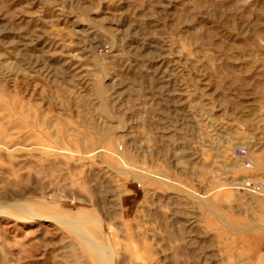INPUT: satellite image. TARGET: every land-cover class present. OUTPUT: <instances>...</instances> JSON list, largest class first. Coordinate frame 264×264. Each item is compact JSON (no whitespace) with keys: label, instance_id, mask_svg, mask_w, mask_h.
I'll return each mask as SVG.
<instances>
[{"label":"rangeland","instance_id":"rangeland-1","mask_svg":"<svg viewBox=\"0 0 264 264\" xmlns=\"http://www.w3.org/2000/svg\"><path fill=\"white\" fill-rule=\"evenodd\" d=\"M248 178L264 0H0V264H264Z\"/></svg>","mask_w":264,"mask_h":264},{"label":"crops","instance_id":"crops-1","mask_svg":"<svg viewBox=\"0 0 264 264\" xmlns=\"http://www.w3.org/2000/svg\"><path fill=\"white\" fill-rule=\"evenodd\" d=\"M237 244L251 255L264 253V228L253 227L236 235Z\"/></svg>","mask_w":264,"mask_h":264},{"label":"built area","instance_id":"built-area-1","mask_svg":"<svg viewBox=\"0 0 264 264\" xmlns=\"http://www.w3.org/2000/svg\"><path fill=\"white\" fill-rule=\"evenodd\" d=\"M247 150L245 147L238 148V151L235 153L236 156H242L244 159L242 161V166L244 168L250 167V161L245 158ZM243 188L249 190L256 194H264V181H253L252 179L248 178L242 182ZM77 264H88L86 260L80 259Z\"/></svg>","mask_w":264,"mask_h":264}]
</instances>
